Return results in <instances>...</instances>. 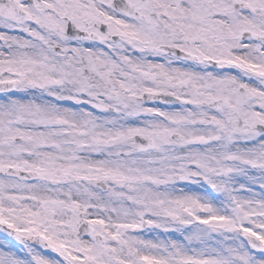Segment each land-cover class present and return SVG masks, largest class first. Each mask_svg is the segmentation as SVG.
<instances>
[{
	"label": "snow or ice",
	"instance_id": "snow-or-ice-1",
	"mask_svg": "<svg viewBox=\"0 0 264 264\" xmlns=\"http://www.w3.org/2000/svg\"><path fill=\"white\" fill-rule=\"evenodd\" d=\"M0 264H264V0H0Z\"/></svg>",
	"mask_w": 264,
	"mask_h": 264
}]
</instances>
